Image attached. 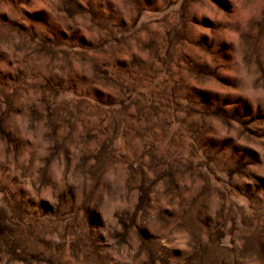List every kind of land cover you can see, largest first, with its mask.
<instances>
[{"label": "rangeland", "instance_id": "rangeland-1", "mask_svg": "<svg viewBox=\"0 0 264 264\" xmlns=\"http://www.w3.org/2000/svg\"><path fill=\"white\" fill-rule=\"evenodd\" d=\"M0 264H264V0H0Z\"/></svg>", "mask_w": 264, "mask_h": 264}]
</instances>
